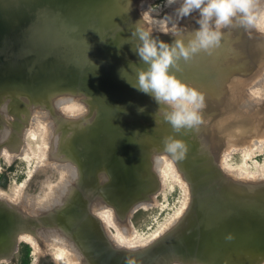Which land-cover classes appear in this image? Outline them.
Segmentation results:
<instances>
[{"label": "water", "instance_id": "1", "mask_svg": "<svg viewBox=\"0 0 264 264\" xmlns=\"http://www.w3.org/2000/svg\"><path fill=\"white\" fill-rule=\"evenodd\" d=\"M148 1L0 0V154L19 147L40 117L55 126V162L75 168L57 200L38 213L0 199V258L18 249L21 234L49 229L69 240L84 264H264V180L236 178L221 166L229 136L244 130L245 79L264 70V33L237 17L220 29L211 54L201 51L172 69L205 95L202 123L175 132L164 119L170 109L158 112L155 100L128 82L147 65L125 41L140 28L169 44L187 43L198 19L193 12L164 34L143 15ZM69 100L83 102L85 114L65 117ZM166 139L185 144L183 158L181 150L166 151ZM162 156L189 188L187 208L145 247L120 246L98 213L109 209L129 227L162 188Z\"/></svg>", "mask_w": 264, "mask_h": 264}, {"label": "rangeland", "instance_id": "2", "mask_svg": "<svg viewBox=\"0 0 264 264\" xmlns=\"http://www.w3.org/2000/svg\"><path fill=\"white\" fill-rule=\"evenodd\" d=\"M181 2L182 0L179 2L180 4L177 3V1L175 3L169 4L168 0H149L145 8L146 9L145 17L151 24L152 29L159 31H164L165 29H167V31H170L176 28L177 26H179V23H181L182 20H183L182 23H184V20L187 19V17L186 18L184 17L185 19L181 18L178 15V12H176L174 9L176 7V10H178L182 4ZM254 8L257 13H260V11H264V0H256V4ZM194 14L197 19L198 18L200 19L198 12H194ZM169 17L172 19H170ZM153 19L157 20V22L154 21ZM168 19H170L171 21H169ZM159 22L160 23L162 22L160 24L161 26L158 25ZM162 24H164V27L162 26ZM256 30L264 33V30H259L257 28ZM243 41H245V38ZM263 52H264V47H263ZM263 75H264V70H259V71L255 70L253 73H251L249 78L245 79V81L247 82L249 81V83H246L245 86L246 87L245 95L249 98L250 101L249 105H251L250 107L253 108L256 102H259L256 105L259 104L260 109L257 110V113L253 117V119H249L248 123H246L245 120L242 121L244 124L243 127L245 129H248L247 131L251 130L250 127L254 126V129H256V133L258 132L257 134L259 137L264 136V77ZM71 102L75 103L78 108L72 112L70 111L67 112L66 111L67 108L65 106L63 108L61 107L62 114L65 117L79 118L85 114L86 111L83 102L79 100H72V101L69 100L67 101V104L69 103L71 104ZM35 121H37L35 123L38 125L35 127L33 125L32 127H34L35 129L37 127L38 129L39 143L43 145V149L45 152L43 156V161L39 162V159L37 160V158L28 161L22 157V155L25 153L24 147L30 143V139L28 137L25 138L27 142L25 141L24 144L22 145L23 150L21 152H16L13 154V151H16V148L6 147L12 153L8 151L7 156L3 155V157L0 159V189L3 190V194L2 196H0V198L9 200L12 203L20 202L21 204L23 202V200L18 199V196L16 198L14 197L15 198L14 199L13 196L11 195L13 189L16 186H18V184L22 185L23 182H26L24 186V190L22 191V195H24L25 198L26 197L28 198V196L32 195L34 191L37 192L36 184L38 181L43 179V175H45L46 178L45 179L46 183L45 182L44 183L46 186L47 184H49L48 187H50L49 189L51 191L52 190L58 191L56 186L61 187L60 184L62 182H67L69 181L70 177H74V174L72 176L69 169L64 167H59L63 164L57 165L59 163L55 162V157L58 155V153L57 150H55L54 148L57 144L56 142L57 132L55 126H51L54 124H51L52 123L51 121L46 120L44 118L41 119L40 117L36 118ZM41 123L42 124L45 123L46 128L41 126ZM232 128L234 129L235 127ZM253 134L254 132L251 131L249 133H244L245 136H242L240 138L238 136L236 138L235 134L233 136H229V142L227 143V146L225 147L223 152L227 154L230 153L229 158L228 161H226V158L224 156L225 154H222L223 157L221 156L222 157L221 165L223 164L222 167H224V170L227 171V173L229 172L228 174H231L234 177L243 178L244 180L247 181H255V180L260 181V180H264V176L262 178H252V177L249 178L247 174L245 175L243 174V176H239L241 174L236 175V172L234 171L236 170L235 168L242 166V164L245 163L246 161L245 154L243 152L246 145L251 144V142L259 138L257 137L250 140V137ZM169 159L171 160V158ZM247 161L249 168L251 170L253 171L258 170L259 167L261 168L264 167V153L257 154L252 158L247 159ZM31 169L34 172L31 177H28L27 174ZM70 169L72 171L75 170V168L73 169L70 168ZM175 169L179 176L178 180L174 183V185H172L170 184V182L166 183V181L160 175L161 184H162L161 190H159V192L155 195L154 200L150 205L140 207L131 215L129 227L118 226L117 224L113 223V220H115L114 215L111 221H108L106 216L104 215H106L107 213L113 214V212L109 209H103L101 210V212L98 213L101 216V218L104 220V222L108 224V229L112 231V234L113 236H115L116 239H117L116 237L117 229L125 228L126 230H128V234H131L135 231L136 234H138V236L141 237V240L144 238L148 240L149 237L151 238L152 235L155 233V230L156 232L159 231V229H161L168 221H170V224L168 225L169 227H166L165 228L166 230L164 229L158 235L160 236L162 233H165L168 230V228H170L177 221V219H179L182 216L181 214L186 210L187 205L189 203V198H190L189 188L185 183V181H183V178H181V175L176 166ZM24 196L22 197L24 198ZM47 204L48 203H46L45 205ZM38 207H43V206L41 205ZM180 208L182 209L181 213L175 217L176 211ZM117 242L120 244H125L119 242L118 239ZM37 243H38V247L35 249L33 246H31L29 242L27 243L26 241L21 242L19 245L20 253L17 254V257L20 258L19 254L21 255L23 251L32 253L34 250L35 256L38 254L37 264H58L56 258L54 257V254L52 253L53 249L50 250L47 246V243L44 240L43 242L37 241ZM74 260H76V262H79V264H82L81 261L75 256H74Z\"/></svg>", "mask_w": 264, "mask_h": 264}, {"label": "clouds", "instance_id": "3", "mask_svg": "<svg viewBox=\"0 0 264 264\" xmlns=\"http://www.w3.org/2000/svg\"><path fill=\"white\" fill-rule=\"evenodd\" d=\"M168 2L172 4L176 0ZM255 4L256 0H182L177 10L181 18L193 12H198L200 16L197 21L199 27L187 43L184 39L176 38L169 44L140 28L133 30L131 37L125 41L133 44V51L138 54L142 64L147 65L146 69L137 71L136 83L128 82L137 90L150 95L159 105L158 112L161 106L170 109L164 112V119L175 132L184 128L193 129L202 123L201 110L205 107V95L181 79L172 69L178 68L182 60L187 62L201 51L211 54L220 46V29L230 25L237 17L242 25L264 30V12L257 13ZM164 34H168L167 29ZM101 40L103 42L105 39ZM138 111L143 112L145 108L141 107ZM154 118L156 120L155 115ZM165 148L170 153L181 150L180 158H183L187 150L179 139H166Z\"/></svg>", "mask_w": 264, "mask_h": 264}, {"label": "bare ground", "instance_id": "4", "mask_svg": "<svg viewBox=\"0 0 264 264\" xmlns=\"http://www.w3.org/2000/svg\"><path fill=\"white\" fill-rule=\"evenodd\" d=\"M177 3H179L181 0H176ZM182 3V2H181ZM180 4V3H179ZM178 5V4H177ZM179 6V5H178ZM146 6L143 7V15L145 16V9ZM173 9V8H172ZM175 11L177 12L176 10V7L174 8ZM260 12H264V11H260ZM173 13V12H172ZM174 14V13H173ZM192 15V14H191ZM172 16V15H171ZM146 18V17H145ZM170 18V17H169ZM172 19V18H170ZM170 19H168L169 21H171ZM199 19V18H198ZM154 20V19H153ZM157 22V20H154ZM163 22V21H162ZM161 22V23H162ZM168 22V21H167ZM159 22L158 25L161 24ZM165 23V22H164ZM161 26V25H160ZM162 26L164 27V24H162ZM157 27V26H156ZM264 77V75H263ZM261 81V79H260ZM254 97V96H253ZM262 99V98H261ZM259 103V102H256V104ZM251 108L248 104H245V106L243 107V112L242 114L239 116L238 119H243L242 121H246V123L249 122V119H253V117L256 115L257 113V110L260 109V105H256ZM78 105V104H77ZM64 107V106H63ZM62 107V108H63ZM65 107L67 108L66 111H74L75 109H77L78 107L76 106L75 103H72L71 104H66ZM36 118L38 117H34L32 119V122H31V126L34 125L37 126L38 124H36L35 121ZM246 118V119H245ZM33 121H34V124H33ZM41 126L45 127L46 128V125L45 123H41ZM32 127V128H29L26 129L27 131V135H28V138L30 139V143L24 147V154L22 155L23 158H25L26 160L30 161L32 159H35L37 158V160L39 159V162L43 161V156L45 154L44 152V149H43V145L39 143V135H38V129L36 127V129ZM40 127V126H39ZM38 127V128H39ZM247 128V127H246ZM35 129V130H34ZM50 129V128H49ZM251 130L247 131L248 129H245L243 130V128L238 131V136H245L244 133H249L251 131L254 132V134L250 137V140L254 139V138H257L259 137L258 136V132L256 133V129H254V126L253 127H250ZM47 135V134H46ZM26 137V136H25ZM47 138V137H45ZM48 140V139H47ZM244 154H245V158H246V161L245 163L242 164V166L240 167H237L235 168L236 170H234L236 172V175L237 174H241L239 176H243V174H247V176L249 178H262L264 176V167H259L258 170H251L249 168V165H248V161L247 159H250L252 158L253 156L257 155V154H263L264 153V136L262 137H259L257 139H255L253 142H251V144H247L246 147L244 148L243 150ZM3 155L7 156L8 154V150L5 149L3 150ZM225 154V158H226V161H228V158H229V154L227 153H223ZM223 157V155H221ZM221 157V158H222ZM158 162H157V168H158V171L161 175V177L166 181V183H169L174 185V183L178 180V174H177V171L175 169V165L173 163L172 160H170L169 158H167L166 156H162V157H158ZM223 160V159H222ZM224 161V160H223ZM222 161V162H223ZM38 162V163H39ZM223 166V164L221 165ZM227 167V166H226ZM224 169V167H222ZM227 169V168H226ZM33 170L31 169L27 176L28 177H31L32 174H33ZM71 172V175L74 174V172L72 170H70ZM73 172V173H72ZM227 173V171H225ZM229 173V172H228ZM231 175V174H230ZM236 178H239V177H236ZM248 178V179H249ZM243 179V178H241ZM252 180V179H251ZM173 181V182H172ZM25 183L26 182H23L22 185H19L16 186L13 191H12V196L13 198L17 197L18 196V199L19 200H23V202L20 204V202L17 204V203H14L18 206H20L21 208H25V206H23L22 204L25 203L27 205L26 202H24V198L25 196L22 195V191L24 190V186H25ZM49 184H47V186H45L43 189L44 191H42L41 193H37V195L35 196V194H33L34 196L31 197V200H32V204H30L31 206H34V210H36L35 212H38V210H40V208H44L46 206H51L55 201H56V197H58V195H60V193L64 190V187L65 186V182H62L60 184V186L62 185V189H58L59 191H54V190H50L48 187ZM26 193V192H25ZM3 194V190L0 189V196H2ZM39 194V195H38ZM26 195V194H25ZM24 196V198L22 197ZM14 198V199H15ZM23 198V199H22ZM27 198V197H26ZM2 199V198H0ZM6 200V199H4ZM7 202H10L9 200H6ZM27 201H28V198H27ZM46 203H48L47 205H45ZM28 205V207L30 206ZM43 206V207H38V206ZM45 205V206H44ZM148 206V205H146ZM27 208V207H26ZM32 207H30V209H27L28 211L29 210H32L31 209ZM32 210V212L34 211ZM181 208L178 209L175 213V217L178 216L180 213H181ZM31 213V211H30ZM106 214V213H105ZM183 214V213H182ZM181 214V215H182ZM107 220L108 221H111V219L113 218V214L111 213H107L106 215ZM112 216V217H111ZM106 224V222H104ZM113 223L117 224L118 223L116 222V219L113 220ZM170 224V221H168L161 229H159V231L156 232L155 230V233L152 235V237L147 240V239H142L141 240V237L138 236V234H136V232L134 231L133 233L131 234H128V230H126L125 228H120V229H117V232H116V237L117 239L119 240V242L121 243H125L124 245H129V246H138V245H144V244H149L155 240H157L159 237H161L164 233H162L160 236H158L166 227H169L168 225ZM107 227H108V224H106ZM120 226V225H118ZM161 226V225H160ZM115 227V225H114ZM166 230V229H165ZM111 234H110V233ZM108 233L109 235L111 236V238L115 241L116 238H113V234H112V231L110 230ZM40 236L44 239V241L47 243V246L48 248L51 250L53 249V254H54V257L56 258L58 264H79V262H76V260H74V256L77 257L82 264L83 263V260L81 259V256L78 254V252L73 248V246L71 245V243L69 242V240H67L65 237H63V235H61V233L59 231H55V230H40ZM158 236V237H157ZM20 239L21 240H24L26 242H29L35 249L38 247V243H37V240L35 237H33L31 234H26V233H23L20 235ZM152 240V241H151ZM116 244L117 243V240L115 241ZM120 245V244H118ZM121 246V245H120ZM146 245H144L143 247H145ZM129 249H135V248H129ZM176 264H179V263H176Z\"/></svg>", "mask_w": 264, "mask_h": 264}, {"label": "flooded vegetation", "instance_id": "5", "mask_svg": "<svg viewBox=\"0 0 264 264\" xmlns=\"http://www.w3.org/2000/svg\"><path fill=\"white\" fill-rule=\"evenodd\" d=\"M252 93V92H251ZM30 127H32L31 125L29 126V128ZM26 129H28V127L26 128ZM25 129V131H24V136H23V141H22V143H21V145L19 146V147H17L16 148V151H13V154L14 153H16V152H21L22 150H23V147H22V145L24 144V142L26 141L25 140V138L26 137H28V135H27V130ZM26 136V137H25ZM55 139H56V136H55ZM27 142V141H26ZM57 142V141H56ZM22 147V148H21ZM55 148V147H54ZM5 149H7L8 150V148H4V150ZM10 153H12L10 150H8ZM3 152H1V154H0V159L3 157V154H2ZM52 164V163H51ZM50 164V165H51ZM57 165H61V164H57ZM54 167V166H53ZM55 167H57V166H55ZM59 167H64V168H67V169H69V170H71L70 168H74L72 165H70V164H63V165H61V166H59ZM74 172V171H73ZM72 172V173H73ZM44 174V173H43ZM74 176H75V174H74ZM45 175H43V179H41L40 181H38L37 182V184H36V191L37 192H35L34 191V193L33 194H35V196L37 195V193H41L42 191H44V189H42L44 186H46L45 185ZM45 182V183H44ZM65 184H66V182H65ZM61 187H62V185H61ZM61 187H59L58 188V186H56V188H58V189H62ZM59 191V190H58ZM32 194V196H34ZM39 195V194H38ZM32 196H28V200H29V202L27 201V198H25L24 200V202H26L27 203V205L25 204V203H23L22 205L23 206H25V208H24V210L25 211H27V213H30V211H31V213H38L40 210H38V212H35L36 210H34V206H31L30 204H32V201H31V197ZM57 198L58 197H56V200H57ZM18 204V203H17ZM28 205H30L29 207H28ZM27 207V208H26ZM30 207H32L31 209L32 210H34L33 212H32V210H27V209H30ZM100 216V215H99ZM100 218H101V216H100ZM102 219V218H101ZM103 220V219H102ZM104 221V220H103ZM40 230H38L36 233H34V234H31L33 237H35L36 239H37V241L38 242H43V238L40 236ZM113 238H115V236H113ZM117 240V239H116ZM115 240V241H116ZM21 242H25V241H23V240H21L20 239V243ZM27 243V242H26ZM118 243V242H117ZM118 244H120V243H118ZM20 245V244H19ZM121 246H123V247H125V248H140V247H143L142 245L140 246V245H138V246H129V245H124V244H120ZM147 245V244H146ZM32 246V245H31ZM18 253H20V251H19V247H18V249L10 256V257H7V258H0V264H37L38 263V254L35 256V254H34V250H33V252L31 253H29V252H26V251H23L22 253H21V255L19 254V256H20V258L19 257H17V254Z\"/></svg>", "mask_w": 264, "mask_h": 264}]
</instances>
